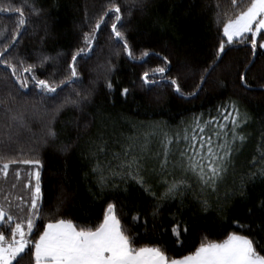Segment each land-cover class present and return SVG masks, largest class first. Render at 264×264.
Segmentation results:
<instances>
[{"label":"trees","instance_id":"trees-1","mask_svg":"<svg viewBox=\"0 0 264 264\" xmlns=\"http://www.w3.org/2000/svg\"><path fill=\"white\" fill-rule=\"evenodd\" d=\"M108 2L0 0V7H20L26 16L32 3L43 10L39 16H31L27 31L17 38L15 50L10 49L12 56L18 55L27 63H37L41 54L53 57L38 67L35 75L58 83L70 75L72 54L85 46L83 34L90 31ZM115 2L124 13L125 0ZM237 3L239 8H234L231 0H144L143 9H133L120 29L132 56L111 33L114 17L110 13L96 34L92 53L77 57L80 80L73 85L47 94L31 80L26 89L13 85L11 79L7 86L0 80V98L11 92L16 103L10 106L23 113L27 125L16 129L9 113L0 108V147L19 159L40 161L41 212L28 237L29 247L48 223L60 219L94 229L103 222L108 203H116L122 225L135 237V247L161 246L170 258L190 255L202 242L219 243L234 232L255 236L254 243L264 245V231L258 228L264 225V32L257 36L246 33L229 43L223 32L227 22L223 13L245 9L250 0ZM217 11L222 17L219 22ZM17 20L13 14L0 12V41L12 33ZM221 43L223 52L219 51ZM164 57L169 64H165ZM160 67H166V72H155ZM145 72L157 83L145 85ZM8 75L0 66V77ZM171 79L177 80L184 95L175 91ZM73 88L82 94L91 89V100L82 110L69 106L55 113V105ZM124 88L129 89L127 96L121 95ZM232 103L240 113L235 132L244 140L237 139L232 145L228 171L215 191L202 190L195 177L190 173L185 176L179 166L181 151L189 150L191 143L183 137H191L195 131L196 135H211L214 142L222 143L227 132L231 140L232 117H224L229 113L235 116ZM213 118L215 123L207 125L203 134L196 130L197 121L204 126ZM49 127L55 137L47 135ZM215 132L220 133L219 140ZM166 137L173 142L167 145L168 163L162 170ZM132 158L140 161L141 175L155 198L131 177L111 175ZM249 173L255 176L249 177ZM101 175L105 178L103 187ZM182 177L190 187H182L174 197L161 198L166 189L164 180ZM157 203L159 212L153 217ZM133 216L139 219L133 221ZM177 224L179 239L172 233ZM5 236L9 237L6 230ZM22 264L34 261L26 255Z\"/></svg>","mask_w":264,"mask_h":264},{"label":"snow or ice","instance_id":"snow-or-ice-1","mask_svg":"<svg viewBox=\"0 0 264 264\" xmlns=\"http://www.w3.org/2000/svg\"><path fill=\"white\" fill-rule=\"evenodd\" d=\"M234 8H239L237 0H231ZM30 12L28 16L20 7H0V12H8L18 17L16 21V28L7 37L6 40L0 41V66L9 73L8 76L0 77L5 85L9 79L12 80L13 85H18L20 89L29 87V81L34 86L40 89L41 93L56 94L58 89L63 91V88L69 87L80 80V74L77 71V57L88 56L93 51V44L97 40V32L101 29L104 23V18L110 13L114 17L111 22V33L117 41L122 42L125 50L129 56H132V51L128 46L127 38L124 31L120 30L126 22L125 17H131L132 10L135 8L143 9L144 0H125V12L122 13L121 5L116 3L115 0H109L105 5L104 10L96 19L94 25L91 26L90 31L83 34L84 47L78 48L72 54V63L69 65L70 75L65 79L57 82H50L46 79H38L35 75L38 67L53 60L54 58L45 54L38 57L37 63H27L18 55L13 57L12 51L18 43L17 38L22 36L27 31L28 22L31 16H39L43 11L35 7L32 3L28 5ZM219 9V4L216 5ZM221 12L217 11L216 19L221 20ZM223 18L226 23L223 25L224 35L227 37L229 43L235 38H243L246 33L260 34L264 32V0H250V3L245 9H241L234 14L228 12L223 13ZM118 24L120 27L118 28ZM45 35L48 34L47 24L44 27ZM43 40V37H41ZM253 49L256 47V40L251 41ZM264 47V45H261ZM219 51H224V44L221 43ZM148 53L145 52L144 55ZM13 59L15 63H13ZM165 64L170 61L167 57L163 58ZM109 69L110 70V62ZM166 67H160L155 72L163 74L166 72ZM214 70V69H213ZM27 73V75H25ZM208 73V69H205ZM145 85L157 83L155 80L149 79V73L145 72L142 77ZM241 80L244 77L241 76ZM204 82V77H201V83ZM170 83L180 95H184L177 80L171 79ZM107 87L111 90L112 84L108 82ZM129 93L128 88L122 89L121 95L127 96ZM189 93L188 95H194ZM92 90L88 89L83 94L72 89L71 93L64 95L60 103L55 105V113H59L66 107H74L82 110V106L91 100ZM16 103V97L12 96L9 92L5 97L0 98V108H3L9 113V119L15 125L16 129L26 128L27 125L24 120L22 112L14 111L10 106ZM232 109L235 116L229 113L224 119L228 120L229 116L232 117L231 123L233 125L232 138L228 139L227 132L224 133V140L222 143L214 142L211 135H196L195 131L191 137L187 134L183 137L186 141L190 139L189 150L181 151L180 153V167L185 176L191 174L195 177L196 181L200 184L201 189H212L215 191L216 185L219 181L224 179L228 171L230 157L233 151L232 145L237 139L241 142L244 140L243 136H237L235 128L238 126L237 117L240 116L239 110L235 104L232 103ZM227 112V108L224 109ZM247 119V116L244 117ZM215 123V118L211 121L204 122V126L196 122V130L203 134L207 125ZM221 128H226L227 125H220ZM187 133V130H186ZM18 135V132H17ZM47 135L55 137V132L49 127ZM219 140L220 133L215 132ZM12 135H8V140L11 141ZM172 139H165V159L161 163V169L167 167L168 148L167 145L172 143ZM198 143V148L196 144ZM23 155V152L20 153ZM127 155V153H126ZM20 165H35L37 169L40 165L38 159H19L6 152L0 147V193L5 192L3 184H9L10 168L15 167L12 172V181L10 189L15 190L18 187L28 190V195L23 196L20 194L15 195L16 203L13 204L9 200L12 192L9 191L0 200V264H22L26 255H30L34 264H264V245L255 242V236L241 235L232 233L228 235L227 239L222 242H202L200 246L190 255H185L180 259L170 258L166 251L161 246H141L135 247V237L128 233L126 227L121 223V218L117 215L116 203H108L107 210L104 214L103 222L97 227L88 228L77 226L72 220H57L55 223H48L44 232L39 236V239L34 244L30 245L28 236L34 227V219L39 218L41 212L40 206V172L36 170L34 173H28L27 176H34L35 185L34 191L32 190L31 179L26 183L21 180V173L19 171ZM99 167V166H98ZM121 171H112L111 175H121L131 177L144 187L155 198V193L151 191L150 186H146L147 181L141 175L142 165L136 158L125 161L119 165ZM264 175V170H261ZM255 176V173H249V177ZM101 186L105 184V178L101 175ZM165 191L162 193L161 198L174 197L182 187H190L187 179L182 177L180 179H172L171 181L165 179ZM244 188L243 181L240 185V190ZM127 192V189H124ZM115 199V197H112ZM207 207V201H203ZM159 203L154 206L152 213L153 217L158 215ZM15 208V212H13ZM261 210L264 211V202L261 203ZM251 212V210H249ZM138 216H133L132 220L137 221ZM246 231L252 232L253 230L247 226L238 225ZM261 231H264V225H258ZM5 230L9 233V237L5 236ZM187 231V228H184ZM173 235L179 239L180 226L177 224L172 228ZM260 248V252L257 251ZM27 249V252H26Z\"/></svg>","mask_w":264,"mask_h":264},{"label":"rangeland","instance_id":"rangeland-1","mask_svg":"<svg viewBox=\"0 0 264 264\" xmlns=\"http://www.w3.org/2000/svg\"><path fill=\"white\" fill-rule=\"evenodd\" d=\"M254 35L257 36L258 34H254ZM263 45H264V43H263ZM15 167L16 166H13V168H10V170H9L10 171V176H9V182L10 183L12 181V172L15 170ZM36 170H39V172H40V165H39L38 169H37V166H35V165H20L19 166V171L21 173L22 182L26 183L28 179H31L32 190L33 191H34V185H35V178H34V176H30L29 177V176H27V174L28 173H34ZM10 183L9 184H3V187L5 188V192L4 193H0V200H2L5 195H8L9 191L12 192V195L9 196V200H11L13 202V204L16 203V201H15V195L16 194H20V195H23V196H27L28 195V190L22 189V187H18L15 190L10 189ZM40 198H41V194H40ZM12 210H13V212H15V208H13ZM36 219H34V223H35Z\"/></svg>","mask_w":264,"mask_h":264}]
</instances>
